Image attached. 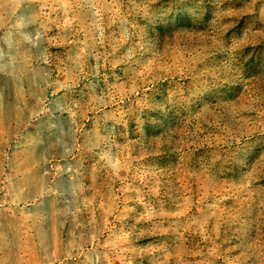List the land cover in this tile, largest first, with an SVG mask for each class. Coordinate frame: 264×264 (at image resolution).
Here are the masks:
<instances>
[{
	"label": "rangeland",
	"instance_id": "obj_1",
	"mask_svg": "<svg viewBox=\"0 0 264 264\" xmlns=\"http://www.w3.org/2000/svg\"><path fill=\"white\" fill-rule=\"evenodd\" d=\"M0 264H264V0H0Z\"/></svg>",
	"mask_w": 264,
	"mask_h": 264
}]
</instances>
